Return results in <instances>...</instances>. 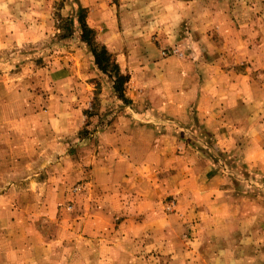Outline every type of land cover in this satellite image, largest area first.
I'll return each instance as SVG.
<instances>
[{
	"label": "rangeland",
	"instance_id": "374dc122",
	"mask_svg": "<svg viewBox=\"0 0 264 264\" xmlns=\"http://www.w3.org/2000/svg\"><path fill=\"white\" fill-rule=\"evenodd\" d=\"M262 65L264 0H0V264H264Z\"/></svg>",
	"mask_w": 264,
	"mask_h": 264
},
{
	"label": "trees",
	"instance_id": "16d2710c",
	"mask_svg": "<svg viewBox=\"0 0 264 264\" xmlns=\"http://www.w3.org/2000/svg\"><path fill=\"white\" fill-rule=\"evenodd\" d=\"M79 21L82 30V40L90 47L95 63L101 71L113 78V87L118 96L123 100H127L125 89L130 80V75L122 71L119 63L109 49L97 42L96 30L87 23L85 11L80 15Z\"/></svg>",
	"mask_w": 264,
	"mask_h": 264
},
{
	"label": "crops",
	"instance_id": "0c3cea01",
	"mask_svg": "<svg viewBox=\"0 0 264 264\" xmlns=\"http://www.w3.org/2000/svg\"><path fill=\"white\" fill-rule=\"evenodd\" d=\"M262 69L264 70V65H262ZM240 81H241V83L240 84H242L243 86H244V88H246L247 87V84H248V82H249V80H248V77L247 76H243L242 75V78H240ZM238 82V81H237ZM263 99V96L262 97H258L257 98V105L259 106V102H260V100H262ZM254 107V106H253ZM254 110H255V112L257 111V110H262V108H260V109H258L257 107H254ZM256 115V114H255ZM264 240V239H263Z\"/></svg>",
	"mask_w": 264,
	"mask_h": 264
}]
</instances>
